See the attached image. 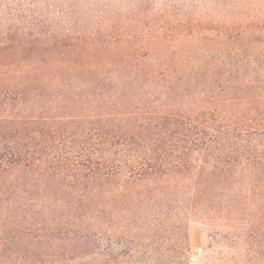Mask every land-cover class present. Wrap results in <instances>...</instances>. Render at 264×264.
<instances>
[{
	"label": "trees",
	"instance_id": "1",
	"mask_svg": "<svg viewBox=\"0 0 264 264\" xmlns=\"http://www.w3.org/2000/svg\"><path fill=\"white\" fill-rule=\"evenodd\" d=\"M116 1L0 0V264H264V0Z\"/></svg>",
	"mask_w": 264,
	"mask_h": 264
},
{
	"label": "rangeland",
	"instance_id": "2",
	"mask_svg": "<svg viewBox=\"0 0 264 264\" xmlns=\"http://www.w3.org/2000/svg\"><path fill=\"white\" fill-rule=\"evenodd\" d=\"M167 0H153V2L156 4V6L159 8V6L162 5ZM178 1V0H177ZM231 5V8H234V10L237 8L236 6V0H227ZM112 3V6L119 7V4H115L116 0H110ZM198 3L201 2V0H197ZM256 5H253L251 7V12L255 14V12L258 9L259 3L255 2ZM223 6H219L215 9H207V12L210 14H214L218 16L221 19H226L227 17V10L225 8H222ZM229 10V9H228ZM186 244L183 248V254L185 258L184 264H198L199 258H200V249L206 245L207 243V236H208V226L205 222L202 220H190L187 225L186 229Z\"/></svg>",
	"mask_w": 264,
	"mask_h": 264
}]
</instances>
